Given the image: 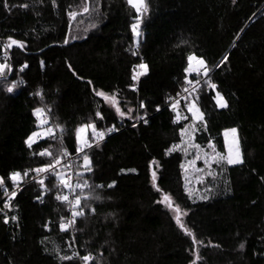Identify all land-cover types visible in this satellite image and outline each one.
Segmentation results:
<instances>
[{
	"label": "trees",
	"instance_id": "1",
	"mask_svg": "<svg viewBox=\"0 0 264 264\" xmlns=\"http://www.w3.org/2000/svg\"><path fill=\"white\" fill-rule=\"evenodd\" d=\"M146 8L0 0V64L10 76L0 80V264H264V0H146ZM13 40L23 47L10 56ZM190 56L215 86L199 91L195 142L225 153L224 132L236 128L242 153L241 163L216 166L203 199L186 192L184 154L173 150L190 118L183 106L188 119L176 121L170 102L198 79L186 71ZM97 92L116 96L122 114ZM37 109L54 133L29 146ZM91 118L89 145L95 133L105 137L74 164L82 214L62 228L70 212L54 196L68 185L24 173L79 153L76 132Z\"/></svg>",
	"mask_w": 264,
	"mask_h": 264
},
{
	"label": "rangeland",
	"instance_id": "2",
	"mask_svg": "<svg viewBox=\"0 0 264 264\" xmlns=\"http://www.w3.org/2000/svg\"><path fill=\"white\" fill-rule=\"evenodd\" d=\"M135 2H139V0H135ZM144 5L146 6V0H144ZM143 12H144V8L141 7L139 14L141 15L143 14ZM139 29H140V24L138 23L136 30L135 31L133 30L136 41H138L140 37ZM192 57H194V59L192 61H189V65H188V69L191 65V70L188 71L189 74L197 73L198 75L199 70H202L203 72L206 71V68H204L205 65L204 64L201 65L198 63V61L201 59L195 56ZM6 71H7V67L3 69V74H0V76L6 77L7 76ZM142 73H143V69L141 68V73H138L137 79L140 78ZM6 87L14 88L12 84L10 85L5 84L2 86V88H6ZM105 96L108 97V99H105L104 96L101 97H103L105 102L110 107H112L118 114H122L120 102L116 98V96L108 95V94H105ZM112 97L115 98L114 101L111 99ZM117 109H119V111H117ZM187 112L189 114L190 120L186 125L185 129L182 131L181 142L177 144L173 150H179L184 154V163L182 168H183L184 185L186 192L194 199H203L207 197L209 190V188L206 187V180L207 178L212 177L215 174L216 166L221 165L222 163L230 164L228 163L229 158L233 160L239 159L240 161H242L239 136L236 128H233L236 129L235 133L232 132V129L226 130L224 132L225 147H226L225 153H220L217 150V148L212 144L202 147L195 142V134H196L197 126L204 123V113L200 108L199 102L197 101L194 104H190L187 107ZM36 115L38 117V123L40 128L35 132L36 135H32L30 137L31 140L30 139L28 140V144L31 145L36 141L46 138L54 133V129L52 127L46 126L48 122L46 121V119H44L43 116L44 111L41 110L40 113L36 112ZM93 122L94 120L93 118H91L87 125H92ZM90 131H93L91 127L86 128L83 132L79 134V139L77 137V132H76V139L79 150L81 148L85 149V146L90 144V137H89ZM221 157H223V159H221ZM234 164H239V163H231L230 165H234ZM59 177L65 180V174L60 173ZM21 181H22V176H20V178L15 180L14 182L20 183ZM173 211L175 218L177 219V217H179V221L184 217V212L178 209Z\"/></svg>",
	"mask_w": 264,
	"mask_h": 264
},
{
	"label": "built area",
	"instance_id": "3",
	"mask_svg": "<svg viewBox=\"0 0 264 264\" xmlns=\"http://www.w3.org/2000/svg\"><path fill=\"white\" fill-rule=\"evenodd\" d=\"M205 72L207 74H205ZM212 74V72L206 70L198 71V79L195 82H192L191 84L188 85L187 89L180 93L178 96L173 98L170 102L171 106H173L175 109H177V115H176V121H182V120H187L188 116L181 114L178 109L180 107H188L190 104H194L197 101L199 102L200 96H199V91L201 88L205 85H208V88H212L213 84L210 82L209 77ZM44 119L48 122L50 120V115L48 112H46L44 115ZM103 133V132H101ZM105 134L103 133V138ZM101 142V136L95 135L93 137V142L91 143V146L86 145L85 149L82 151L80 150L79 153L77 154H71L67 153L65 158L59 159V163H53L54 165V170L52 168H49L48 171H41V172H32L29 171L27 172V176H31V181L41 183V181H45L48 177H58L60 173L65 174V180L64 182L68 185V190L66 193H56L55 194V199L60 202L61 204L67 206L69 212H70V218L69 220L63 225L65 228H72L73 223L77 219L76 217V212L79 208V202H80V197L78 194V190L81 188V184L77 182L76 180V175L74 171V164L85 154V152L92 146H95ZM50 153L49 150L44 149L40 152L41 153ZM51 155V154H50ZM50 155H41L43 157H49ZM41 169V168H40ZM21 182L16 188L19 189L22 186ZM24 185V183H23ZM12 194H9L7 197H11ZM57 197H60L58 199ZM63 197H67V200L63 199Z\"/></svg>",
	"mask_w": 264,
	"mask_h": 264
},
{
	"label": "snow or ice",
	"instance_id": "4",
	"mask_svg": "<svg viewBox=\"0 0 264 264\" xmlns=\"http://www.w3.org/2000/svg\"><path fill=\"white\" fill-rule=\"evenodd\" d=\"M128 3H129V5H131L136 10L137 13L140 12L141 7L144 8V11H147L146 6L144 5V0H139V2H135V0H128ZM24 7H26V5H24ZM84 11L87 12L88 11V8L85 7L84 8ZM137 26H138V23L133 25V30L134 31L136 30ZM12 45H18L20 47H23L22 44H19V42L15 41V40L11 41V44L9 45V47H11ZM188 59H189V61H192L194 59V57L190 56ZM198 63L201 64V65H203L204 64V61L201 59V60L198 61ZM6 67H7V65L0 64V74H3V69L6 68ZM25 67H26V65H25ZM139 67L140 68H143L145 70L147 69V66L146 65H143V64L139 65ZM190 70H191V65H190L189 69H186V71H190ZM205 74H207V73L205 72ZM133 79H136V77L134 76ZM213 87H215V86H213ZM8 91L11 92L12 91V88H9ZM97 95L104 96L105 99H108V97H106L103 92H97ZM217 95L219 96V93H217ZM111 99L113 101L115 100L114 97H112ZM217 103H218V105L220 107H226L227 106L226 102H223V97H220V99L217 101ZM117 111H119V109H117ZM40 112H41V110L40 109H37V113H40ZM97 115H99V113ZM89 127H91L93 129V131L95 132V125H85V126H82L80 129L77 130V137H78V139H79V134L81 132H83L86 128H89ZM113 130L114 129H108L109 132H111ZM232 132L235 133L236 132V129H232ZM95 134L103 137V133H95ZM33 135H36V134L34 133ZM29 139L31 140V138H29ZM29 146H31V144H29ZM88 146H90V145H88ZM80 150L82 151L83 149L81 148ZM45 154L50 155V153H47V152L41 153V155H45ZM84 159L87 162V160H88L87 156H85ZM221 159H223V157H221ZM240 162H242V161H240L239 159H237V160H233L231 158L228 159V163H230V164L231 163H240ZM56 163H59V161H56ZM49 168H52L54 170V165H49L46 168L36 169V171L37 172L48 171ZM24 175H27V173H24ZM20 176H21L20 173H14L12 175V179L15 181V180L19 179ZM153 177L155 178V173H153ZM2 183H3V180L0 179V184H2ZM41 183H42V181H41ZM109 186L111 187L112 185H109ZM13 195H15V193H13ZM57 198L60 199V197H57ZM63 199L67 200V197H63ZM164 201H168L169 202L168 203V206L171 207V198L170 197L165 196L164 197ZM164 201H161V202H164ZM80 214H82V213H76V215H80ZM5 222H7V221H5ZM179 222H180L179 221V217H177V223H179ZM63 227L64 226L62 225V228ZM181 227H183V225H181ZM62 259H70V257H62ZM82 259L85 260V261H88V260L91 259V257L84 256V257H82Z\"/></svg>",
	"mask_w": 264,
	"mask_h": 264
},
{
	"label": "water",
	"instance_id": "5",
	"mask_svg": "<svg viewBox=\"0 0 264 264\" xmlns=\"http://www.w3.org/2000/svg\"><path fill=\"white\" fill-rule=\"evenodd\" d=\"M19 44H20V43H19ZM15 47L22 48V47H20V46H18V45H12V46L10 47V56H11V52H12V50H13ZM11 71H12V66H11ZM9 78H10V76H7V77L0 76V80L9 79Z\"/></svg>",
	"mask_w": 264,
	"mask_h": 264
}]
</instances>
